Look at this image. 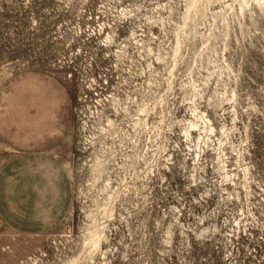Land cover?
<instances>
[{
    "label": "rangeland",
    "instance_id": "rangeland-1",
    "mask_svg": "<svg viewBox=\"0 0 264 264\" xmlns=\"http://www.w3.org/2000/svg\"><path fill=\"white\" fill-rule=\"evenodd\" d=\"M190 3L0 0V264H264V7Z\"/></svg>",
    "mask_w": 264,
    "mask_h": 264
},
{
    "label": "crops",
    "instance_id": "crops-1",
    "mask_svg": "<svg viewBox=\"0 0 264 264\" xmlns=\"http://www.w3.org/2000/svg\"><path fill=\"white\" fill-rule=\"evenodd\" d=\"M0 134L2 135V136L0 135L1 136V140H2V138L4 139V135L2 134L1 131H0ZM19 136H20V132L17 129L14 132H12L11 138L12 139H15V141H18L19 140ZM3 144H4L3 142H0V146H3ZM8 147H9V149L12 152H15L16 151V153H17L18 150H16L17 147L15 145L8 144ZM0 157H2L1 160H0V197L2 198V196L4 194V192H3V190L5 188L4 186L5 185H8V183H5V179L6 178L4 177V159L10 158L11 161L13 162V165H12L13 168L16 165L18 166V164H17L18 160L16 158L17 157L16 154L15 155L12 154L11 156H8V158H5L4 157V147H2V151H0ZM10 183H11V187L10 186H8V187H10L12 189H14V188L15 189H19V186H20L19 183H20V181H19V179H17V176L16 175H14L11 178ZM2 202H3L2 199H0V226H6V225H9V223L5 221L6 218L4 216L5 213L3 212V209H2L3 208V203Z\"/></svg>",
    "mask_w": 264,
    "mask_h": 264
},
{
    "label": "bare ground",
    "instance_id": "bare-ground-1",
    "mask_svg": "<svg viewBox=\"0 0 264 264\" xmlns=\"http://www.w3.org/2000/svg\"><path fill=\"white\" fill-rule=\"evenodd\" d=\"M196 0H191L190 5L188 6V10L191 7V5L193 6ZM258 5L263 6L264 7V0H256ZM197 8V7H196ZM138 124V123H137ZM142 124V123H141ZM195 126V125H194ZM191 127H193V123L191 124ZM102 227V226H101ZM96 228V227H95ZM92 232V231H91ZM92 234V233H91ZM103 239V235L101 236L98 232L95 233V238H93L91 240L92 242V246L94 247V249H98L101 246V241ZM88 241V240H87ZM87 248V247H86ZM90 250V249H89Z\"/></svg>",
    "mask_w": 264,
    "mask_h": 264
}]
</instances>
